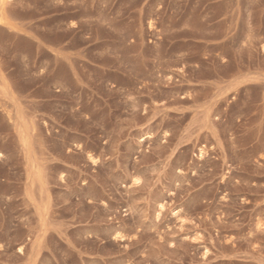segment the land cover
<instances>
[{"label": "rangeland", "instance_id": "rangeland-1", "mask_svg": "<svg viewBox=\"0 0 264 264\" xmlns=\"http://www.w3.org/2000/svg\"><path fill=\"white\" fill-rule=\"evenodd\" d=\"M4 10L0 264H264V0Z\"/></svg>", "mask_w": 264, "mask_h": 264}, {"label": "bare ground", "instance_id": "bare-ground-1", "mask_svg": "<svg viewBox=\"0 0 264 264\" xmlns=\"http://www.w3.org/2000/svg\"><path fill=\"white\" fill-rule=\"evenodd\" d=\"M6 2H7V0H0V26H2V27H0V36H2L3 34H6L5 33V29H7V30H10V31H12V30H14V28L10 25V23L8 22L9 20H7V18H6V15H5V10H4V5L6 4ZM16 31V30H15ZM14 32V31H13ZM12 34V33H11ZM13 34H15V33H13ZM14 36V35H13ZM21 44V43H20ZM18 46V45H17ZM20 46V45H19ZM21 46H23V45H21ZM25 47V46H24ZM24 47H22L23 49H24ZM21 48V47H20ZM20 53H22V52H20ZM23 54V53H22ZM21 54V55H22ZM21 58H23V57H21ZM2 62V61H1ZM0 62V63H1ZM3 65V64H2ZM4 66V65H3ZM2 70V69H1ZM60 72H62V71H60ZM20 75H21V73H20ZM64 78H65V76H63ZM0 79L2 80V82H3V88H4V90L5 91H8V90H10L9 89V84H10V87H11V83L13 82L12 80L11 81H8L9 82V84H8V82L6 81V75H5V73L3 72L2 73V71H0ZM8 80V79H7ZM1 83V82H0ZM17 85V84H16ZM13 86V85H12ZM12 90H13V87H12ZM14 90H17V89H14ZM4 91V92H5ZM16 92V91H15ZM20 92V91H19ZM18 92V93H19ZM7 94V93H6ZM1 95L2 94H0V98H1ZM19 96V95H18ZM3 98H4V96H2ZM14 97V96H13ZM21 97V96H20ZM7 98V97H6ZM8 98H9V100H10V97H9V95H8ZM12 99V101H13V98H11ZM3 100V99H2ZM8 100V99H7ZM19 100V99H18ZM12 101H9V103H11ZM17 101V100H16ZM20 101V100H19ZM4 102V100L3 101H1V99H0V121H1V123L3 122V120H6V121H8V122H6V123H9V124H11V127H13L12 126V124H14V116H13V112H12V110L13 109H10L7 105H6V103H3ZM13 104V103H12ZM15 105V104H14ZM13 106V105H12ZM11 106V107H12ZM17 107V106H16ZM20 107V106H19ZM13 108V107H12ZM21 108V107H20ZM14 110H15V107H14ZM22 110V109H21ZM23 111V110H22ZM21 111V112H22ZM15 113V112H14ZM22 114V113H21ZM20 114V115H21ZM19 115V116H20ZM25 115V114H24ZM24 115H22V116H24ZM17 116H18V114H17ZM21 119H25L24 117L23 118H21ZM16 121V120H15ZM18 121V120H17ZM23 121V120H22ZM25 121H27V120H25ZM24 122V121H23ZM27 123V122H26ZM25 123V124H26ZM21 124H23V123H21ZM24 124V125H25ZM0 125H2V124H0ZM20 125V124H19ZM29 125V124H28ZM3 126V125H2ZM27 126V125H26ZM8 127H10V126H7V128L6 129H8ZM18 128H19V134H20V138H22L23 139V133L25 132V130H28L25 126H23V128L25 129L24 131L23 130H21L22 129V127H21V125L20 126H18ZM11 129V128H10ZM13 129H15L16 130V127L14 126L13 127ZM31 129V128H30ZM8 131V130H7ZM25 134V133H24ZM30 134H31V132H30ZM27 135V134H26ZM25 135V136H26ZM24 136V137H25ZM27 139H29L28 138V135H27V137H26ZM30 141V140H29ZM28 143V142H27ZM21 145V144H20ZM8 146V145H7ZM6 146V147H7ZM10 146H12V145H10ZM10 146L8 147V148H10ZM29 147V146H28ZM13 148V147H12ZM27 148V147H26ZM21 149H24V148H21ZM29 149V148H28ZM6 150H7V148H6ZM19 151V150H18ZM24 151V154L26 153V151L25 150H23ZM1 157H3V155L2 154H0V158ZM36 168V167H35ZM40 170V169H39ZM41 171V170H40ZM41 173V172H40ZM43 173H45V172H43ZM29 174V173H28ZM30 174H32V173H30ZM34 175V174H33ZM46 175V174H45ZM45 175H43V176H45ZM27 176V175H26ZM29 176V175H28ZM35 176V175H34ZM41 176H42V174H41ZM40 175H37V178L35 177L34 179H33V183L35 184V186H33L35 189H38L39 191H40V193L41 194H44L43 193V188H44V185H45V182H44V185H43V183H42V177H41ZM44 179H46L47 177H43ZM28 179H30V177H28ZM47 180V179H46ZM28 182H29V180H28ZM27 182V183H28ZM26 183V184H27ZM29 184H30V182H29ZM32 184V183H31ZM33 184V185H34ZM45 189H47V184L45 185ZM27 189H29V188H27ZM33 189V188H32ZM34 189V190H35ZM34 190H31V191H34ZM37 190V191H38ZM45 191V190H44ZM25 192H26V190H25ZM28 192H29V190H28ZM47 192V191H46ZM39 193V192H38ZM37 193V194H38ZM49 193V192H48ZM48 193H46V194H48ZM35 194H36V191H35ZM34 193H33V195H35ZM40 194V195H41ZM32 195V196H33ZM39 195V196H40ZM31 196V197H32ZM38 196V195H37ZM39 196H38V198H39ZM45 195H43V197H44ZM27 197V196H26ZM36 197V196H35ZM43 197H41V198H43ZM28 198V197H27ZM48 198H49V195H48ZM31 200H34L33 199V197H32V199ZM36 200H37V197H36ZM39 200V199H38ZM38 200H37V202H38ZM43 200V199H42ZM45 201H46V199H44ZM40 201V200H39ZM39 204L41 203V201L40 202H38ZM40 205H43V204H40ZM45 205H47L46 203H45ZM42 207V206H41ZM40 207V208H41ZM46 207V206H45ZM38 208V207H37ZM44 208V207H43ZM38 210V209H37ZM42 210V209H41ZM37 246L35 247V246H33V247H35V248H39L38 247V244L37 243H35ZM34 244V245H35ZM39 245H40V243H39ZM22 246V245H21ZM35 248H34V250L33 251H35ZM33 249V248H32ZM40 249V248H39ZM19 250H20V252H21V248H19ZM37 252V251H36ZM39 252V251H38ZM35 253V252H34ZM38 254V253H37Z\"/></svg>", "mask_w": 264, "mask_h": 264}]
</instances>
